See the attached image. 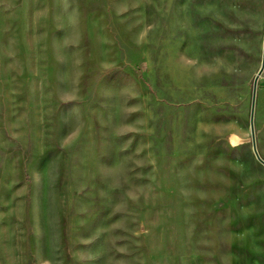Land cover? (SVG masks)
<instances>
[{
	"label": "rangeland",
	"instance_id": "1",
	"mask_svg": "<svg viewBox=\"0 0 264 264\" xmlns=\"http://www.w3.org/2000/svg\"><path fill=\"white\" fill-rule=\"evenodd\" d=\"M263 26L264 0H0V264H264ZM253 124L264 160V69Z\"/></svg>",
	"mask_w": 264,
	"mask_h": 264
},
{
	"label": "water",
	"instance_id": "2",
	"mask_svg": "<svg viewBox=\"0 0 264 264\" xmlns=\"http://www.w3.org/2000/svg\"><path fill=\"white\" fill-rule=\"evenodd\" d=\"M264 69V26H263V39H262V51H261V63L260 68L257 71V74L253 80L252 85V93H251V102H250V114H249V127H250V136H251V146L253 154L256 158V160L264 166V160L260 157L258 154L257 148H256V141H255V134H254V108H255V100H256V87H257V81L262 74Z\"/></svg>",
	"mask_w": 264,
	"mask_h": 264
}]
</instances>
